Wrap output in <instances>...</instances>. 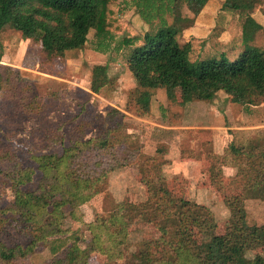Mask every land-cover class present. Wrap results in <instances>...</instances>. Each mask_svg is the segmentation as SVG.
<instances>
[{
    "label": "trees",
    "instance_id": "16d2710c",
    "mask_svg": "<svg viewBox=\"0 0 264 264\" xmlns=\"http://www.w3.org/2000/svg\"><path fill=\"white\" fill-rule=\"evenodd\" d=\"M207 1L0 0V33L17 26L41 45L47 57H59L82 49L93 31V51L114 53L124 60L135 82L128 95L141 116L149 110L151 91L159 88L169 103L175 102L179 89L181 105L211 101L218 91L242 106L264 103V47L253 44L258 34L264 36V27L251 17L261 1L224 2V7L243 18V47L234 58L222 53L217 59L190 61V43L181 44L178 37L193 25ZM128 4L148 26L144 33L120 18ZM106 69V65L92 68V93L113 86ZM9 101L22 116L37 114L42 105L15 71L0 65V104ZM59 128L34 136L35 168L21 167L11 151L0 149V173L6 171L0 178L7 180L14 193L9 204L0 206V232L12 226L26 236L24 242L13 244L0 237V264H29V257L45 247L50 258L41 264H88L93 254L115 259L121 256L118 248L125 245L129 229L143 224L152 226L158 236L140 241L132 264H264V225L249 224L244 207L247 199H264L263 141L233 139L222 154L211 147L205 153L209 185L222 192L229 212L224 232L218 235L212 213L184 198L181 176L173 175L174 186L169 188L162 163L143 156L132 135L114 139L109 131H102L87 137L79 124L63 144L64 138L57 137ZM57 142L61 152L48 153L47 147ZM132 164L144 182L143 200L122 201L106 217L97 215L88 224L90 243L80 248V237L63 227L64 219L81 222L80 207L99 194L107 176ZM222 167L234 170L226 185Z\"/></svg>",
    "mask_w": 264,
    "mask_h": 264
},
{
    "label": "rangeland",
    "instance_id": "374dc122",
    "mask_svg": "<svg viewBox=\"0 0 264 264\" xmlns=\"http://www.w3.org/2000/svg\"><path fill=\"white\" fill-rule=\"evenodd\" d=\"M260 1L251 17L264 27V0ZM224 2L208 0L193 25L180 33L178 42L191 45L190 61L217 59L222 53L232 59L243 47V18L224 7ZM120 18L140 33L148 30L131 4ZM87 39L82 49L47 57L41 45L20 32L17 26L6 27L0 33V65L15 71L28 84L30 95H36L42 104L40 111L32 116L17 114L11 101L7 105L0 104V149L11 151L21 167L35 168L31 159L32 154L38 153L34 136L53 126L60 127L57 137L64 138L63 144L79 124L87 137L102 131H109L114 139L124 134L132 135L143 156L154 157L162 163V176L167 186L172 188L173 175H180L184 180V198L206 207L213 215L215 233L223 234L229 212L222 192L209 185L205 153L211 147L214 153L222 154L233 139L264 142V103L242 106L231 103L223 91H218L211 101L181 105L179 89L175 90V102L169 103L164 89L159 88L151 91L149 110L141 116L128 95L135 82L124 60L114 53L93 51V31ZM253 44L264 47V36L258 34ZM95 65H106L107 76L114 79L108 91L91 92V71ZM46 150L59 154L61 146L57 142ZM12 165L14 163L7 167ZM5 172L1 170V177ZM233 174L232 168L222 167V183L228 184ZM7 183L0 178V206L9 204L14 197ZM103 184L99 194L80 207L81 222H73L67 216L63 222L65 229H71L80 237L78 245L82 249L91 241L88 224L97 215L106 217L114 204L122 201L137 204L145 196L144 182L139 179L136 164L114 170ZM244 207L249 224L264 225V199H247ZM64 214H68V209H64ZM1 230L0 237L8 244L26 239L23 230L18 228L5 226ZM129 232L125 245L118 248L121 256L109 260L104 255L93 254L88 264L135 263L133 254L140 241L158 236L152 226L145 224L132 226ZM49 258V250L45 247L37 249L28 260L29 264H41Z\"/></svg>",
    "mask_w": 264,
    "mask_h": 264
},
{
    "label": "crops",
    "instance_id": "0c3cea01",
    "mask_svg": "<svg viewBox=\"0 0 264 264\" xmlns=\"http://www.w3.org/2000/svg\"><path fill=\"white\" fill-rule=\"evenodd\" d=\"M264 126V125H263Z\"/></svg>",
    "mask_w": 264,
    "mask_h": 264
}]
</instances>
